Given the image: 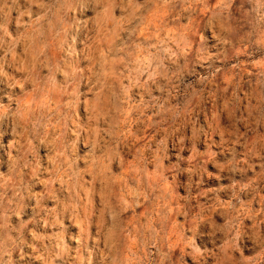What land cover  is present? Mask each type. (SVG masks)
Returning a JSON list of instances; mask_svg holds the SVG:
<instances>
[{
	"label": "rangeland",
	"instance_id": "rangeland-1",
	"mask_svg": "<svg viewBox=\"0 0 264 264\" xmlns=\"http://www.w3.org/2000/svg\"><path fill=\"white\" fill-rule=\"evenodd\" d=\"M0 264H264V0H0Z\"/></svg>",
	"mask_w": 264,
	"mask_h": 264
}]
</instances>
